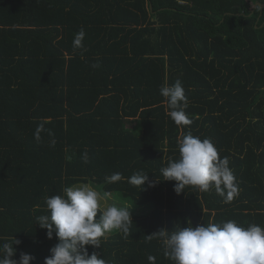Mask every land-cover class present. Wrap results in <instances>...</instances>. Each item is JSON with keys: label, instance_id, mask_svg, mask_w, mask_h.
<instances>
[{"label": "trees", "instance_id": "1", "mask_svg": "<svg viewBox=\"0 0 264 264\" xmlns=\"http://www.w3.org/2000/svg\"><path fill=\"white\" fill-rule=\"evenodd\" d=\"M177 80L190 125L174 123L160 94ZM189 131L228 157L231 202L214 186L177 193L160 176ZM137 172L149 175L143 188L128 183ZM80 184L130 209L127 236L87 246L107 264H174L148 239L161 229L264 228V0H0V244L15 238L14 259L44 264L59 241L36 218Z\"/></svg>", "mask_w": 264, "mask_h": 264}, {"label": "clouds", "instance_id": "2", "mask_svg": "<svg viewBox=\"0 0 264 264\" xmlns=\"http://www.w3.org/2000/svg\"><path fill=\"white\" fill-rule=\"evenodd\" d=\"M84 38L85 32L81 29L73 39V47L81 48ZM160 94L166 98L167 115L177 126L192 123L185 112L188 99L180 80L162 86ZM178 150L179 159L169 160L160 170L164 180L176 181L177 193L186 186L197 187L201 192L214 186L225 203L232 201L237 194L236 178L228 157L221 159L210 139L201 140L189 131L178 140ZM121 179L122 174L118 172L106 178L108 183ZM148 181L149 175L142 172L128 178V183L142 188ZM63 191L64 195L46 198L50 215L36 218L39 226L47 230V237L52 239L55 235L59 241L50 249L51 255L45 258L44 264H107L98 252L89 255L87 246L99 249L100 239L114 229L127 236L133 222L130 209L114 204L102 207L101 201L110 193L101 195L89 184L66 187ZM147 236L149 240L162 241L164 255L174 264H264V228L256 224L243 227L235 220H228L176 231L161 229ZM20 243L14 238L13 242L0 244V264H31L34 257L28 253H21L19 261L14 259L13 245ZM148 261L154 264L155 257L149 255Z\"/></svg>", "mask_w": 264, "mask_h": 264}, {"label": "rangeland", "instance_id": "3", "mask_svg": "<svg viewBox=\"0 0 264 264\" xmlns=\"http://www.w3.org/2000/svg\"><path fill=\"white\" fill-rule=\"evenodd\" d=\"M91 185L95 190H97L98 192L101 193V195L104 194V192L101 189L100 185H94V184H89ZM118 196V197H117ZM120 194L119 193H110L109 196L106 197V199L104 201H101L102 207H106L108 205H116L118 207L124 208L123 207V200H121Z\"/></svg>", "mask_w": 264, "mask_h": 264}, {"label": "water", "instance_id": "4", "mask_svg": "<svg viewBox=\"0 0 264 264\" xmlns=\"http://www.w3.org/2000/svg\"><path fill=\"white\" fill-rule=\"evenodd\" d=\"M257 5H261L260 3H257ZM151 8H152V5H151Z\"/></svg>", "mask_w": 264, "mask_h": 264}]
</instances>
